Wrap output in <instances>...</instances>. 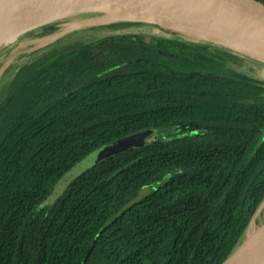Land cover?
Masks as SVG:
<instances>
[{
  "label": "trees",
  "instance_id": "1",
  "mask_svg": "<svg viewBox=\"0 0 264 264\" xmlns=\"http://www.w3.org/2000/svg\"><path fill=\"white\" fill-rule=\"evenodd\" d=\"M103 15L54 20L16 43L58 38L72 17L84 27ZM76 35L0 87V264H159L161 252L164 264H223L264 202V80L222 46ZM168 129L177 135L99 161L48 204L97 150Z\"/></svg>",
  "mask_w": 264,
  "mask_h": 264
},
{
  "label": "water",
  "instance_id": "2",
  "mask_svg": "<svg viewBox=\"0 0 264 264\" xmlns=\"http://www.w3.org/2000/svg\"><path fill=\"white\" fill-rule=\"evenodd\" d=\"M92 0H0V50L9 38L48 24L60 18L71 17L81 13L99 12L103 16L92 18L84 23L105 24L140 22L159 26H181L168 20H160L153 16H144L132 11L112 6H95ZM181 4L192 6L200 12L199 16L185 19L194 20L193 29L187 31L194 36L231 47L242 54H248L264 62V0H179ZM150 19V20H149ZM187 24V22H186ZM78 26L66 29L58 37L72 32ZM226 33L224 34V32ZM227 35L228 38H225ZM16 37V38H17ZM153 131V130H152ZM149 131L142 134L141 142H145ZM145 145V144H144ZM264 208V202L255 213L247 237L241 247L223 264H264V245L257 249L242 253L249 236L254 230L261 228L256 219ZM253 230V232H251Z\"/></svg>",
  "mask_w": 264,
  "mask_h": 264
},
{
  "label": "rangeland",
  "instance_id": "3",
  "mask_svg": "<svg viewBox=\"0 0 264 264\" xmlns=\"http://www.w3.org/2000/svg\"><path fill=\"white\" fill-rule=\"evenodd\" d=\"M169 15H166V18ZM170 19H167L169 22L173 24H177L178 19H183L181 17L175 16ZM78 17H72L70 21H65V23L62 25V28L60 29V33H64L66 31V28H71L72 26H78L77 21ZM62 21V18H60ZM150 20V19H149ZM195 20V19H194ZM194 20H188L186 21L187 24L179 23L181 26L172 27V26H159L152 23H144L142 25H136L129 28H123L118 31L112 32L109 29V25L113 23H105V24H94V25H85L80 26L77 28V30H73L69 34L65 35L62 39L57 38L55 36L48 37L40 40H35L33 42L28 43H16V37L9 38L7 42L4 43V50L0 52V87L5 84L19 69L25 62L28 60H31L32 58L38 56L41 52L48 50L49 48L53 46L58 45H64L66 43L70 42L69 35L71 34H78L75 37L78 40L89 39V37H92L89 35L90 33L95 34V37L98 36H104L106 38H109L110 36L117 34L119 32H126V33H132V34H139L144 35L146 38H158V37H165V38H173L175 40H180L188 43H194L199 45H211V46H222L224 50L230 51V53L239 54L242 56H245V63L244 67L242 69V72L247 73L250 76L259 78L264 80V62L261 60H258L257 58H254L248 54H242L241 52L231 48V47H224L221 44H216L214 42L208 41L200 36H194L190 34L189 32H185L182 30L181 27L185 28L187 31H190L193 29V26L191 24L194 23ZM226 31L224 32V34ZM89 36V37H88ZM94 37V35H93ZM225 38H228L227 35H224ZM148 40V39H147ZM31 45V47L29 46ZM9 47V48H8ZM6 52V53H5ZM9 53V54H8ZM255 60V61H254ZM252 69L256 70L257 72L254 73ZM6 70H8L6 73H4ZM152 130H146L144 132L131 135L129 137H126L125 139H122L120 141H116L110 145H107L105 147H102L101 149L97 150L90 156H88L84 161H82L80 164L76 165L74 168L71 169L70 172H68L64 178L59 182V184L54 189V193L48 198V204L54 203L57 198H59L67 188V186L80 174L91 168L93 165L98 163L99 161L108 158L110 156L116 155L118 153L124 152L128 149H131L133 147H140L146 143L153 142L155 140H161V139H171L174 138L177 135V131L174 129H168L163 131H157L153 130L151 134H149L148 138L145 142H141L140 137L144 133H147ZM177 171H168L163 173L159 179H157L156 182H153L150 184L148 188H146L142 193L138 194L133 201H136L140 197L144 196L150 191L151 186L156 187L158 183H164L168 180H170L172 177L176 176ZM253 232V230H251ZM159 264H164L165 255L164 252H161L159 255Z\"/></svg>",
  "mask_w": 264,
  "mask_h": 264
},
{
  "label": "bare ground",
  "instance_id": "4",
  "mask_svg": "<svg viewBox=\"0 0 264 264\" xmlns=\"http://www.w3.org/2000/svg\"><path fill=\"white\" fill-rule=\"evenodd\" d=\"M91 4L95 6L109 5L113 8H122L124 11H132L131 13H139L144 16H153L162 21L169 19V17L171 19L175 15L183 18L178 19L177 22L185 25V19L200 15L198 9L185 4L183 5L179 0H92ZM166 15L169 16L166 18ZM262 245H264V226L254 230L253 234L249 236L246 244L242 248V253H247Z\"/></svg>",
  "mask_w": 264,
  "mask_h": 264
},
{
  "label": "flooded vegetation",
  "instance_id": "5",
  "mask_svg": "<svg viewBox=\"0 0 264 264\" xmlns=\"http://www.w3.org/2000/svg\"><path fill=\"white\" fill-rule=\"evenodd\" d=\"M140 23V22H139Z\"/></svg>",
  "mask_w": 264,
  "mask_h": 264
}]
</instances>
